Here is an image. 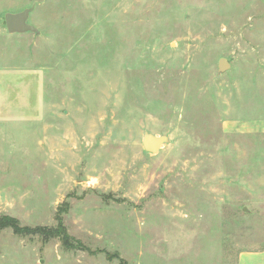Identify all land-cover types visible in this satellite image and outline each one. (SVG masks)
Wrapping results in <instances>:
<instances>
[{
    "label": "rangeland",
    "instance_id": "1",
    "mask_svg": "<svg viewBox=\"0 0 264 264\" xmlns=\"http://www.w3.org/2000/svg\"><path fill=\"white\" fill-rule=\"evenodd\" d=\"M29 7L39 32L10 33ZM145 133L169 141L150 153ZM65 201L87 249L7 227L0 264L264 247V0H0V216L56 226Z\"/></svg>",
    "mask_w": 264,
    "mask_h": 264
},
{
    "label": "trees",
    "instance_id": "2",
    "mask_svg": "<svg viewBox=\"0 0 264 264\" xmlns=\"http://www.w3.org/2000/svg\"><path fill=\"white\" fill-rule=\"evenodd\" d=\"M70 204L63 202L59 207L56 214L57 225L56 226H28L22 225L20 220L12 215L4 214L0 216V231L4 228H12L15 234L21 236H41L45 240L57 238L67 249H87L81 241L75 239L68 231V228L64 222V214L68 212ZM120 259V258H119ZM121 264H126L120 260Z\"/></svg>",
    "mask_w": 264,
    "mask_h": 264
},
{
    "label": "water",
    "instance_id": "3",
    "mask_svg": "<svg viewBox=\"0 0 264 264\" xmlns=\"http://www.w3.org/2000/svg\"><path fill=\"white\" fill-rule=\"evenodd\" d=\"M33 8L29 7L18 12L5 14V22L10 33H23L27 31L39 32V29L28 22V17ZM231 67L230 61L223 57L219 61V70L227 71ZM169 141L167 135L145 133L142 139L143 147L150 153H158L165 143Z\"/></svg>",
    "mask_w": 264,
    "mask_h": 264
},
{
    "label": "crops",
    "instance_id": "4",
    "mask_svg": "<svg viewBox=\"0 0 264 264\" xmlns=\"http://www.w3.org/2000/svg\"><path fill=\"white\" fill-rule=\"evenodd\" d=\"M238 264H264V247L241 251L238 254Z\"/></svg>",
    "mask_w": 264,
    "mask_h": 264
}]
</instances>
